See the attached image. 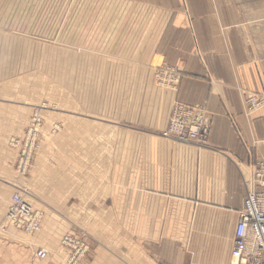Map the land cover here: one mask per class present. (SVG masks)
Masks as SVG:
<instances>
[{
	"label": "crops",
	"instance_id": "obj_1",
	"mask_svg": "<svg viewBox=\"0 0 264 264\" xmlns=\"http://www.w3.org/2000/svg\"><path fill=\"white\" fill-rule=\"evenodd\" d=\"M14 1L25 0H0V227L16 154L5 141L22 135L29 104L44 96L39 84L30 92L27 72L4 66ZM42 1L68 21L53 52L58 108L44 114L22 182L32 206L52 211L34 237L52 255L36 261L0 233V264H57L62 235L80 231L91 246L80 264H229L243 180L264 160V108L248 120L242 103L264 88V0ZM23 42L17 63H27ZM159 63L180 70L174 92L153 83ZM173 100L210 112L204 144L160 135ZM52 122L62 125L55 135Z\"/></svg>",
	"mask_w": 264,
	"mask_h": 264
},
{
	"label": "built area",
	"instance_id": "obj_2",
	"mask_svg": "<svg viewBox=\"0 0 264 264\" xmlns=\"http://www.w3.org/2000/svg\"><path fill=\"white\" fill-rule=\"evenodd\" d=\"M156 80L170 88H175L179 80V71L176 67L162 65L155 70ZM243 115L250 120L251 116L261 108H264V88L255 91L242 98ZM41 117L37 109L32 114L31 123L22 140L25 147L21 150L14 138L10 139V145L19 148V162L15 167L19 175H25L30 165V159L34 153L29 149L28 141L38 140L37 129L40 126ZM210 128V114L199 108L189 105L174 103L171 107V116L167 130L163 136L191 141L197 139L204 143ZM38 148V145H36ZM249 178L243 180L246 187L242 201L240 217L237 220L233 245L231 248L230 264H264V228L257 229L256 223H264V192H257V188H264V160L254 159L249 165ZM8 218L13 226L26 234H35L41 229L40 216L35 212L19 194L12 197V205L8 209ZM61 244L68 250V259L61 264H79L87 251V243L82 236L65 235ZM47 250L38 248L35 255L39 259L47 257Z\"/></svg>",
	"mask_w": 264,
	"mask_h": 264
},
{
	"label": "rangeland",
	"instance_id": "obj_3",
	"mask_svg": "<svg viewBox=\"0 0 264 264\" xmlns=\"http://www.w3.org/2000/svg\"><path fill=\"white\" fill-rule=\"evenodd\" d=\"M43 2L44 1H42V0L14 1L13 15L3 17L5 24H7L8 26H12L13 31L8 32V33L11 34V36H13V40H14L12 42L13 46H12L11 50L8 49V47L5 45L6 50L5 49L4 50L6 51V54L11 55L13 57H12V63L4 65V66L10 67L9 69L14 73H16V72H27L29 75L28 80H29L30 92L37 93V90H38L37 84H39V90L41 91V89H43V93H44V96H41L40 98H38L35 103L29 104L30 114H29L28 121H27L25 127L23 128L22 135L24 133V130H25L27 124L29 123V119H30L33 107L40 106V105L45 106V109H43L44 111L42 112V115H43L42 116V118H43L42 127L44 125V120H45L44 114H48V113L52 114V113H54V109L56 108V110H57V108H58V104L54 101V98H53V80H52L53 79L52 78L53 77V68H54L53 52H54V46L56 44V38L58 37V34H59V32L57 30L58 22H59V24H63L64 21L67 23L68 17H59L58 15H55L53 13L52 1H45L44 3ZM43 7H45L44 11L42 10ZM59 19H60V21H59ZM60 34H63V32ZM21 38L24 39V42L22 43L23 49L25 48V46H27V52L24 53V50L22 51L23 56H24V54L27 56V63H24V58H23V62L20 63L19 62L20 57H19V61L17 63V56L16 55L20 51L16 50L17 45H15V44L18 42V45H19ZM25 39L27 40L26 44H25ZM57 45H58V39H57ZM42 77L44 78L43 80L40 79ZM152 80H153V77H152ZM153 83L155 84L154 80H153ZM53 125L55 127L54 131H52ZM60 125L57 122H52L50 124V127H49L50 133L52 135H55L56 133H58L60 131ZM42 127L40 130L41 134H42ZM61 127H62V125H61ZM41 134H40V143H42L41 142ZM22 135H20V136L12 135V136L8 137L7 140L5 141L7 146H8V141L10 138L21 137ZM41 146H42V144H41ZM8 148L12 149L9 146H8ZM39 149H37V150H39ZM35 152H34V154H35ZM15 153H16V151H15ZM16 155H17V153L15 154L14 167H13L14 178L9 181L11 183V186H12L11 193L14 191L15 187H19L21 189L24 188V189H26L27 193L26 194L24 193L23 196L26 199H28L27 195H29V194H28V190H27V185L25 182H22V181L24 178H26V176H28V172L32 168L33 158L31 161V166L28 169L27 173L25 175H19V173L16 171V167H15V163L17 160ZM33 157H34V155H33ZM11 193H10V195H11ZM10 195H9V197H10ZM8 203H9V198L7 200V208H8ZM32 207H33V209L39 210L42 213L43 223H45L47 220L49 221L50 219H52V211L37 208L35 206H32ZM6 212H7V209H6ZM59 218L63 219V217L60 215H59ZM5 220H6V217H5ZM71 227H73V226L70 224V226L68 228H71ZM6 228L7 227H5V226L0 227V233H2V234H9L10 233L12 240L14 242L23 243L24 246L27 248L28 253L29 254L32 253L34 260L39 261V262L43 261V260H38L35 257L34 246L36 244H38L34 240L35 235L34 236L28 235L25 232H22V231H19V230L10 228V227H8L7 229ZM3 230H6L7 233H5ZM64 234H67V233H64ZM80 234L84 235L83 239L89 245L88 240L86 239L85 233L80 231ZM88 235L90 238V242L93 241L90 234H88ZM59 243H60V240H59ZM90 247L91 246H89V248ZM65 253L66 254L64 257L58 258L57 264H60L62 259L66 258L68 252L65 250ZM50 255H52V253H50ZM29 259H30V257H28V263L29 264H35L36 263L34 260H31V259L29 262Z\"/></svg>",
	"mask_w": 264,
	"mask_h": 264
},
{
	"label": "bare ground",
	"instance_id": "obj_4",
	"mask_svg": "<svg viewBox=\"0 0 264 264\" xmlns=\"http://www.w3.org/2000/svg\"><path fill=\"white\" fill-rule=\"evenodd\" d=\"M162 65H167V66H171V67H176L177 69H178V67L177 66H175V65H170V64H167V63H159V64H157V65H155L154 67H153V71H152V77H153V80H154V82H155V84L157 85V86H159V87H162V88H164V89H167V90H169V91H175L176 90V88H177V86H178V84H179V81H180V78H181V72H180V70L178 69V71H179V80H178V82H177V84H176V87L175 88H170V87H168V86H166V85H163V84H160L157 80H156V78H155V76H154V73H155V70L158 68V67H160V66H162ZM255 91H253V92H250V93H247L246 95H244L243 97H246L247 95H249V94H251V93H254ZM181 103V102H179V101H176V100H173L172 101V104H171V107H172V105L174 104V103ZM181 104H185V103H181ZM185 105H189V106H192V107H196V108H199V109H201V110H203V111H205L206 113H207V115H209L210 114V112L207 110V108L205 107V105L204 104H198V103H196V104H185ZM171 107H170V112H169V116H168V121H167V124H166V126H165V128L163 129V130H161V133H160V135L162 136V137H164V138H169L168 136H163L162 135V132L164 131V130H167V128H168V125H169V121H170V116H171ZM35 109H37L38 111H39V115H40V117H41V123H40V126L38 127V129H37V132H38V140H29L28 141V145H30L28 148L29 149H33V151L35 152L37 149H39L40 147H41V143H40V134H41V132H40V130H41V127H42V124H43V118H42V112L44 111L43 109H45V106L44 105H40V106H35V107H33V109H32V112H31V116H30V119H29V123L27 124V126H26V128H25V130H24V133H23V135L21 136V137H14V140L16 141V142H18V146L20 147V149L22 150L24 147H25V144H24V141L22 140V138L24 137V135H25V133H26V131L28 130V128H29V126H30V123H31V118H32V114L34 113V110ZM211 122H212V119H211V114H210V128H211ZM210 128H209V131H208V135H207V138H206V140H205V142L207 141V139H208V136H209V132H210ZM55 130V127H54V125L52 126V131H54ZM11 139V138H10ZM10 139H9V141H8V146L9 147H11L13 150H15L16 151V153H17V155H16V158H17V160H16V163H18L19 162V160H18V158H19V154H20V150H19V148H14V147H12L11 145H10ZM169 139H173V138H169ZM173 140H175V141H178V142H195V143H199V142H201V141H199V140H197V139H195V141L194 140H191V141H181V140H179V139H173ZM204 142V143H205ZM204 143H199V144H204ZM36 145H38V148L36 147ZM33 155H34V153H33ZM33 155H32V157H31V159H30V165H29V168H30V166H31V161H32V158H33ZM28 168V169H29ZM16 171H17V169H16ZM28 171V170H27ZM249 178V172L247 171V176H246V178H244V180H247ZM14 188V187H13ZM24 193L26 194L27 192H26V189H24V188H19V187H15L14 188V191L11 193V195H10V197H9V203H8V208H7V212H6V215H5V217H6V222H7V225H9L8 227H10V228H13V229H16V230H19V229H17V228H15L14 226H13V223L11 222V220L8 218V209L10 208V206L12 205V197H13V195L14 194H19L21 197H22V199L33 209V207H32V205L27 201V199L23 196L24 195ZM241 209H242V207H241ZM241 209H240V211H239V217H240V212H241ZM35 212H37L38 214H39V216H40V226H41V229H40V231L42 230V213L39 211V210H35V209H33ZM239 219V218H238ZM6 227V226H5ZM7 227V228H8ZM256 227H257V229H262V228H264V223L262 222V221H258L257 223H256ZM6 228V229H7ZM5 233H7L6 232V230H3ZM19 231H21V230H19ZM40 231L39 232H36L35 234H28V235H32V236H34V235H37L38 233H40ZM23 232V231H22ZM65 235H71V234H64V235H62V237L60 238V244H61V239L63 238V236H65ZM79 236H82V238L84 237V235L83 234H78ZM77 235V236H78ZM76 236V235H75ZM85 241V240H84ZM86 242V241H85ZM87 243V242H86ZM61 246L68 252V250L61 244ZM87 246H88V248H87V251H86V253L88 252V250H89V245L87 244ZM44 248V249H46L47 250V252H48V254H47V257H49V255H50V253H51V251H50V249L49 248H46L45 246H43V245H39V244H36L35 246H34V253H35V251L38 249V248ZM86 253H85V255H86ZM84 255V256H85ZM35 257H36V255H35ZM46 257V258H47ZM230 257H231V253H230ZM37 258V257H36ZM46 258H44V259H39V258H37L38 260H45ZM84 258V257H83ZM82 258V259H83ZM68 259V253H67V256H66V258H64V259H62V261L60 262V264L61 263H63V262H65L66 260ZM81 262V261H80ZM79 262V263H80ZM229 264H230V261H229Z\"/></svg>",
	"mask_w": 264,
	"mask_h": 264
}]
</instances>
